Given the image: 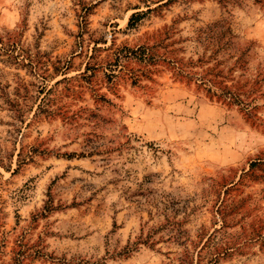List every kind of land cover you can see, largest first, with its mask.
Segmentation results:
<instances>
[{
    "label": "rangeland",
    "instance_id": "rangeland-1",
    "mask_svg": "<svg viewBox=\"0 0 264 264\" xmlns=\"http://www.w3.org/2000/svg\"><path fill=\"white\" fill-rule=\"evenodd\" d=\"M0 264H264V0H0Z\"/></svg>",
    "mask_w": 264,
    "mask_h": 264
},
{
    "label": "trees",
    "instance_id": "trees-1",
    "mask_svg": "<svg viewBox=\"0 0 264 264\" xmlns=\"http://www.w3.org/2000/svg\"><path fill=\"white\" fill-rule=\"evenodd\" d=\"M149 10H150V9L148 8V9H146L145 12H148ZM143 13H144V12H141V13H132V14H130V16L128 17V21H127L128 26L131 25V23H132V21H133V18H134L135 16L143 15Z\"/></svg>",
    "mask_w": 264,
    "mask_h": 264
}]
</instances>
